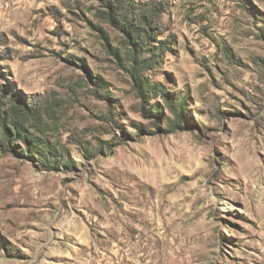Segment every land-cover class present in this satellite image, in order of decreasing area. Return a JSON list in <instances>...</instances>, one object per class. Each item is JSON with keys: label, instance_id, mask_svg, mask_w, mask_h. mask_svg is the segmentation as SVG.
<instances>
[{"label": "rangeland", "instance_id": "1", "mask_svg": "<svg viewBox=\"0 0 264 264\" xmlns=\"http://www.w3.org/2000/svg\"><path fill=\"white\" fill-rule=\"evenodd\" d=\"M154 1L172 49L144 75L186 97L189 129L143 115L102 0H0V82L52 102L75 161L0 151V264H264V0Z\"/></svg>", "mask_w": 264, "mask_h": 264}, {"label": "trees", "instance_id": "2", "mask_svg": "<svg viewBox=\"0 0 264 264\" xmlns=\"http://www.w3.org/2000/svg\"><path fill=\"white\" fill-rule=\"evenodd\" d=\"M102 4L105 10L100 11V17L125 35L126 50L122 56L128 61L132 86L140 98V110L143 115L151 119V126L161 133L189 129L194 120L189 117L186 97L170 96L165 87L152 84L144 75L145 70L157 64L165 50L172 49L171 35L166 40L156 38L160 33L156 17L159 16L160 11H163V4L154 0L149 3L135 0H102ZM248 10L254 13L251 9ZM151 39L157 44L150 43ZM115 49L112 48V51L120 59L121 55ZM227 55L230 56L228 52ZM72 59L76 58L72 57ZM260 61L262 63L260 68L264 71V60L260 59ZM150 93L164 95L171 118H162L164 114L160 110L159 103H155L150 108L146 107ZM54 109L52 102L41 98L25 100L11 89L9 83L0 82V151L29 160L46 171L72 169L75 161L68 148L52 140L47 134L50 127L47 119L53 117ZM45 117L47 119H44ZM157 118L165 119L164 126L158 124ZM142 129L143 127H138L137 132ZM126 135L129 136L128 133ZM82 147L85 148L83 144ZM0 246L6 247L2 241Z\"/></svg>", "mask_w": 264, "mask_h": 264}, {"label": "bare ground", "instance_id": "3", "mask_svg": "<svg viewBox=\"0 0 264 264\" xmlns=\"http://www.w3.org/2000/svg\"><path fill=\"white\" fill-rule=\"evenodd\" d=\"M256 166H251V169H255ZM258 170H255V172L257 173Z\"/></svg>", "mask_w": 264, "mask_h": 264}]
</instances>
